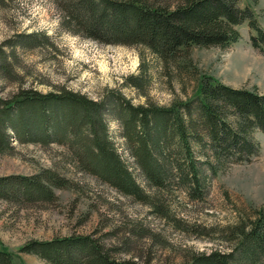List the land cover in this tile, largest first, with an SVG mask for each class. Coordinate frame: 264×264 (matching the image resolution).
<instances>
[{
	"label": "trees",
	"instance_id": "trees-1",
	"mask_svg": "<svg viewBox=\"0 0 264 264\" xmlns=\"http://www.w3.org/2000/svg\"><path fill=\"white\" fill-rule=\"evenodd\" d=\"M52 1L62 13L63 27L72 33L102 43L142 45L164 67L179 73L180 60L188 61L191 46L227 47L238 41V26L244 22L253 31L251 45L264 50V28L253 9L239 6L238 0ZM191 74L195 82L191 92L183 88L184 96H175L167 105L149 99L134 104L120 94L98 101L65 87L46 93L19 88L0 96V152L12 150L11 132L21 142L66 143L77 150L78 168L155 206L108 134L104 116L112 108L120 119V136L148 186L161 189L173 174L191 197L200 198L208 173L216 174L226 164L250 163L259 155L260 145L251 133L255 129L264 133V92ZM127 81L141 87L142 75ZM65 183L51 168L32 175H3L0 198L49 201L55 197L53 188ZM254 213L222 230L220 239L228 242V251L191 250L181 264H258L264 256V205ZM116 250L93 233L30 240L19 248L50 264H140L115 257ZM0 264H14L12 252L2 247Z\"/></svg>",
	"mask_w": 264,
	"mask_h": 264
},
{
	"label": "rangeland",
	"instance_id": "rangeland-1",
	"mask_svg": "<svg viewBox=\"0 0 264 264\" xmlns=\"http://www.w3.org/2000/svg\"><path fill=\"white\" fill-rule=\"evenodd\" d=\"M238 4L250 6L264 28V0ZM238 30L240 38L227 47L191 46L188 61L180 60L179 73L164 67L142 45L102 43L72 33L63 27L62 13L52 0H9L0 3V96L19 88L46 93L65 87L98 101L120 94L134 104L149 99L167 105L175 96H184L183 88L191 92L195 85L191 73L263 93L264 50L251 45L253 31L246 22ZM139 75L141 87L128 83L129 77ZM108 110L104 116L108 134L155 206L78 168L76 148L58 142H21L11 132L12 150L0 152V176L51 168L67 182L53 188L55 197L49 201L0 198V247L12 252L14 264H50L19 248L30 240L70 234L93 233L106 247L117 248L115 257L140 264H181L191 250L228 251L230 245L220 239L222 230L243 216L252 218L264 205V133L257 129L251 133L260 145L258 156L250 163L226 164L216 174L208 173L201 197L193 198L173 174L161 189L148 186L120 136L117 112ZM258 264H264V256Z\"/></svg>",
	"mask_w": 264,
	"mask_h": 264
}]
</instances>
